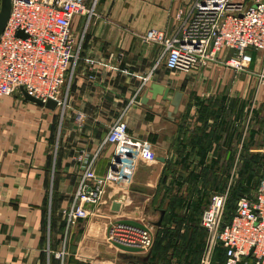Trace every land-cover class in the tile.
Listing matches in <instances>:
<instances>
[{
  "label": "crops",
  "instance_id": "0c3cea01",
  "mask_svg": "<svg viewBox=\"0 0 264 264\" xmlns=\"http://www.w3.org/2000/svg\"><path fill=\"white\" fill-rule=\"evenodd\" d=\"M193 1L98 0L91 15L74 20L83 44L68 73L65 102L49 109L22 92L0 100V264H146L152 249L131 253L142 260L124 259L109 233L120 219L152 224L156 235L176 230L173 208L168 219H162L166 226L156 225L161 211L170 206L171 190L190 199L176 235L188 244L204 242L207 232L200 218L207 207V176L202 183L190 166L196 158L206 165L207 151L198 149L202 141L197 138L184 140L187 123L181 122L196 114L205 125L207 116L199 105L207 96L225 106L231 101L244 106L248 100L264 105V51L250 50L253 60L245 71L215 62L201 63L189 73L168 70L161 45L144 41L142 35L157 28L172 36L181 9ZM236 1L247 7L256 0ZM231 53L224 50L219 58ZM153 82L170 88L169 97L183 92L177 113L170 100L147 93ZM145 94L148 100L142 103ZM120 119L127 123L128 140L123 145L108 143L110 127ZM260 120L251 152H264V117ZM134 140L143 142L155 159L138 160L130 183L108 182L102 201L86 205L89 217L69 226L68 212L87 164L93 162L97 176L107 175L120 150L132 151ZM116 199L123 200L119 211L113 209ZM172 243L175 247L178 242Z\"/></svg>",
  "mask_w": 264,
  "mask_h": 264
},
{
  "label": "built area",
  "instance_id": "2783aa9c",
  "mask_svg": "<svg viewBox=\"0 0 264 264\" xmlns=\"http://www.w3.org/2000/svg\"><path fill=\"white\" fill-rule=\"evenodd\" d=\"M97 3L98 0H93L92 5L89 0H12L10 17L0 36V100L25 90L43 102L53 99L64 103L68 73L83 44L74 20L91 15ZM179 17L172 36L157 28L142 35L144 41L161 45L164 65L170 71L189 73L207 62L245 71L253 60L250 50L264 51V0L247 7L236 0H194L181 9ZM20 31L26 36H20ZM224 50L232 53L221 60L219 54ZM252 117L253 108L246 111L243 120L244 133L230 179L221 190L212 193L202 212L200 223L208 237L200 264H212L219 245L224 250L225 264H264V175L251 196L243 194L238 198L231 219H226L233 178L238 177L239 152L248 137ZM127 140V123L120 119L110 127L106 141L123 145ZM130 143L134 144L132 151L120 150L119 162L114 159L105 176H97L93 162L87 164L74 206L68 212L69 226L89 217L91 211L86 205L95 206L102 201L108 182L130 183L138 160L155 159L143 142ZM144 224L148 229L115 224L109 238L150 251L156 238L155 227ZM91 264L126 263L94 260Z\"/></svg>",
  "mask_w": 264,
  "mask_h": 264
},
{
  "label": "trees",
  "instance_id": "16d2710c",
  "mask_svg": "<svg viewBox=\"0 0 264 264\" xmlns=\"http://www.w3.org/2000/svg\"><path fill=\"white\" fill-rule=\"evenodd\" d=\"M217 102L222 103L223 101L221 100L220 102L219 100H217ZM199 106L201 108L202 116L204 117V115L207 114V122H209L211 118L213 119V126H212L213 131L211 133L212 135H216V132H217L216 128H217V129L223 130L226 133V135L227 133L230 132L229 136L232 135V137L230 138L228 137V139H231L233 142L235 141L241 142L243 130L238 131L237 129H234L237 132H235L233 135L231 133L233 125H231L228 117L230 116L233 118L235 117L241 118L243 105L238 104L237 107L233 105V107L231 108L230 107L226 108L223 105L221 108L211 107L212 105L210 104L207 105L206 102L203 100L200 102ZM255 116H256V113L254 117L251 119V128L249 129L248 137L247 139H244L243 146L239 152V156L241 160L239 161L240 163H238L237 165V167L239 166L237 168L238 169V179L235 185L231 188V192L229 195L227 211H226L227 220L231 219L232 214L236 208V202L238 198L242 196L243 194H248L251 196L260 186V183L264 175V171L262 169L264 165V160L259 158L258 162L255 163L246 151V149L249 148L251 143H253L254 138L257 134L256 129L255 130L252 129L253 121L256 119ZM209 137H211V135L207 134V148H208V138ZM196 138H197L196 136L193 137V139H196ZM246 141H249V142H246ZM202 146L203 145H201L200 147ZM202 149L204 150V148ZM238 150L239 148L231 149V151L229 150L226 153L228 165L231 167L230 169H232L234 165L235 158L238 155L237 154ZM262 157L264 158V156ZM217 165H218L217 161H213L211 164L213 168L210 170L212 173V176L210 177V183H211V186L212 185L214 186V190H221L223 185L228 180V176H229L228 174L230 173H227L228 176H226L224 179L223 177L220 179L219 172L222 170V168L217 167ZM212 193L207 191V206L210 202ZM202 198L203 197L201 196V199ZM171 207H172V204H171ZM197 208L198 207H195L193 213L191 212V215L188 216L189 217L188 219L190 221H193V215ZM171 216L174 217L176 215L173 212V215ZM176 217H177L176 218L177 225H179L178 221L182 220L183 218H179L178 216ZM161 226H166V221H164ZM173 241L178 242L176 243L177 245H174L175 247H173V243H172ZM205 241L206 239L202 243L195 241V242H191L188 244L187 241L185 240V237H178V234L176 235L175 230L167 231V232L165 231L164 233L162 230L156 235L150 257L146 264H159L162 254L169 253L170 248L174 249V255L175 257L178 258L176 264H198L200 261L201 255L203 253ZM183 245L184 247H182ZM181 248H183L184 251H181ZM169 263L171 264V262ZM212 264H225L224 250L222 249L221 245H219L216 248Z\"/></svg>",
  "mask_w": 264,
  "mask_h": 264
},
{
  "label": "rangeland",
  "instance_id": "374dc122",
  "mask_svg": "<svg viewBox=\"0 0 264 264\" xmlns=\"http://www.w3.org/2000/svg\"><path fill=\"white\" fill-rule=\"evenodd\" d=\"M205 101H206L207 105H209V104L212 105L211 107H220L221 108L222 105L224 107H226L224 102L218 103L216 100L212 101V97L207 96L205 98ZM227 104L229 105L230 108L233 107V105L237 107L238 102H234V101L232 102L231 101L230 103L228 102ZM187 106L190 107V106H192V104L191 105L187 104ZM252 108H253V117H254L255 113L258 112L255 116L256 119L254 121L255 124H257L255 126V129H261V127H262L261 122H263V121H261L260 119H261V117H264V105L259 104L257 101L255 103H252L251 100H248V102L244 103L242 113H244L248 110L250 111ZM205 116H207V115H205ZM245 117H246V115L244 114V118L242 119V122L245 119ZM228 118H229L231 125H233L232 132H231L233 135L235 132H237L234 129H237L238 131L243 130V133H244V127L245 126L242 124V122H235V120H234L235 118L230 117V116ZM211 120H212V118L210 119V121ZM186 121L187 120L184 119L181 122L183 124L187 123L186 130L183 133L184 140L193 139V137L196 136L198 141H202V143L198 142L199 145L200 144L203 145L202 147H199L198 149H200V151H201V150H203L202 148H204V150L207 151V163H206V165L203 166V163L201 164L199 162V160L196 158L194 160V162L191 163V161H190V163L192 164V167L190 166V172L192 175L193 174L201 175L202 176L201 177L202 183H204V178H206V176H207L206 181H205V183L207 185V191L212 193V191L213 192L215 191L214 186L213 185L211 186V183H210V177L212 176V173L210 170L213 168L211 166L212 162L217 161L218 162L217 167L222 168V170L219 172L220 173V175H219L220 179L222 177L224 179L228 175H229L228 179H230V176H231V169L230 168L231 167L228 165L226 153L229 150L231 151V149L239 148L241 143H240V141L239 142H237V141L233 142L231 139H228V137L229 138L232 137V135L229 136L230 132L227 133V135H226V133L223 130H220L217 128H216L217 132L215 131L216 135H212L211 134L213 131L212 125H209V122H207V123H205V125H203V123L197 119L196 114L192 115L191 120H189L188 122H186ZM252 126H253V124H252ZM207 134L211 135V137L208 138V148H207ZM246 142H249V141H246ZM251 147H252V145H250L249 148L246 149V151H247L248 155L256 163V162H258L260 155L264 154V152L261 149L260 150L262 152H257V151L251 152ZM193 155H196V153H194ZM199 163H200V165H199ZM262 169L264 171V165H263ZM227 173H230V174L227 175ZM237 179H238V177H236V176L233 178V184L234 185H235ZM198 188H200V187H195L194 189L200 190ZM180 196L181 195L172 193V190L167 195V198H170L171 201L169 203L170 206H168L167 211L165 210V214H164L165 219H167L168 216L170 215L171 208H173L172 212H174L175 215L178 216L179 218H183L184 215L186 214L185 204H186V202L190 201V199L188 196H185L184 193H183V196H181V198H180ZM166 203H167V201L161 203L160 207L164 208ZM171 204H172V207H171ZM156 219H158V216L156 217ZM175 229H176L175 231L180 230L178 228V225L175 227ZM207 237H208V235H207ZM184 245L182 247H184ZM177 259L178 258L175 257L174 254L171 255L169 253H163L161 256V260H160L159 264H170L169 262H171L172 260L174 261V263H172V264H176ZM198 264H200V261Z\"/></svg>",
  "mask_w": 264,
  "mask_h": 264
},
{
  "label": "water",
  "instance_id": "95a60500",
  "mask_svg": "<svg viewBox=\"0 0 264 264\" xmlns=\"http://www.w3.org/2000/svg\"><path fill=\"white\" fill-rule=\"evenodd\" d=\"M103 1H105V0H100V2H103ZM11 8H12V0H1L0 36L3 33V31L6 27V24L8 22V19L10 17ZM19 35L20 36H26L23 34L22 31L19 32ZM22 93L27 100L32 101L34 103H37L38 105L45 106L49 109H55L56 106L58 105L57 101H55L53 99H49V100H47V102H43L41 99H38V98L30 95L25 90H22ZM147 93H151L153 99H156L158 95H162L164 99L171 101L172 105L174 106V112L175 113H177L179 111L180 105H181L182 100H183V92L182 91H176L174 93L173 97H169L170 88H168L164 85H161L159 83L153 82L147 87ZM147 100H148L147 94H145L144 97L142 98V103H147ZM119 160H120L119 156H116L115 162H119ZM122 207H123V200L122 199H116V201L113 204V209L115 211H119L122 209ZM164 214H165V211L162 210L160 220L156 223L157 226H161ZM116 224L119 226L133 227V228H137V229H141V230L148 229V227L144 223H141V222L133 220V219H120L119 221H117ZM113 244L117 248L122 250L121 257H123L124 259L142 260L141 257H136L134 255H131V253L142 252L143 251L142 248H140L138 246L127 244V243L122 242L120 240L113 241Z\"/></svg>",
  "mask_w": 264,
  "mask_h": 264
}]
</instances>
